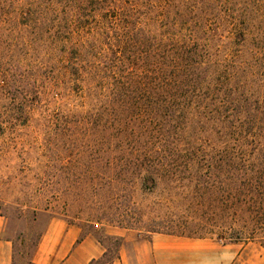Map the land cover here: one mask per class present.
Here are the masks:
<instances>
[{"label":"rangeland","instance_id":"374dc122","mask_svg":"<svg viewBox=\"0 0 264 264\" xmlns=\"http://www.w3.org/2000/svg\"><path fill=\"white\" fill-rule=\"evenodd\" d=\"M67 1L0 0V214L23 257L18 261L29 264L53 219L108 250L96 264H112L128 238L231 242L235 212H222L219 195L206 196L207 166H182L170 175L172 166L160 167L156 187L146 190L144 173L127 165L160 148L161 118L152 100L133 99L136 91L119 101L110 68L114 54L121 56L117 44H155L153 53L158 44L166 50L200 44L216 77L202 94L222 90L217 77L226 66L230 84L264 94L263 0ZM123 20L136 28L126 31ZM135 52L138 57L144 50L137 46ZM155 92L152 87L148 95ZM211 104L207 98L188 109V122L174 121L185 123L179 138L165 129L162 136H172L167 154L219 159L222 141L207 131L215 120ZM250 158L264 159L254 152ZM256 212L246 216L264 217ZM240 237L264 246V231L246 230Z\"/></svg>","mask_w":264,"mask_h":264},{"label":"trees","instance_id":"16d2710c","mask_svg":"<svg viewBox=\"0 0 264 264\" xmlns=\"http://www.w3.org/2000/svg\"><path fill=\"white\" fill-rule=\"evenodd\" d=\"M69 2L74 3L68 0L67 3ZM258 5H261L260 1L256 4V8L260 9ZM100 10L101 8H98L95 12ZM123 21L126 31L134 29L135 23ZM136 26L137 24L135 28ZM39 29L38 23L37 30ZM240 34L244 42L245 35L243 32ZM137 46L144 50L142 56H136ZM154 46L155 44H117L121 56L114 54V65L110 68V78L114 81L110 86L114 87L115 97L121 102L129 101L131 98L128 94L136 91L138 97L133 99L138 102L152 100L158 106L156 114L161 118L159 131L163 135L167 128L170 135H175L174 138H179L178 136L185 133L188 109L193 105L199 108L204 100L210 99V113L215 116V120L209 123L207 131L211 135L215 132L219 136L223 152L217 160L209 156L201 159L194 154L182 157L180 152L167 154L164 148L172 136L166 139L161 135L158 142L160 150L142 155L136 162L135 158L130 159L127 165L135 167L138 175L144 173L140 179L146 190L156 187V173H159L157 169L160 167L172 166V171L168 173L170 175L173 174L174 168H178V172L182 166L189 168L205 165L210 171L207 179H204L208 192L206 196L212 198L213 195H219L223 200L222 212H235L231 229L235 231L233 235L236 238L231 242L242 241L240 236L246 230H251L252 234L263 232L264 217L248 218L246 214L250 211H264V159L255 163L250 158L252 152L264 157V94L247 92L244 90L245 84H241L242 89L230 84L233 79L228 77L230 66H226L223 73L217 77L221 80L222 90L217 89V95L206 97V93L202 94L203 90L216 79L212 74L213 67L207 49L200 44H172L166 50L164 44H158L153 53L150 50ZM139 62L144 65L140 66ZM113 69H118L119 73ZM235 75L238 74L234 73L232 77L235 78ZM152 87L156 92L150 97L148 91L152 90ZM180 118L184 119V125L174 123ZM184 172L186 173L185 170ZM220 222L223 227L229 224L225 216Z\"/></svg>","mask_w":264,"mask_h":264},{"label":"crops","instance_id":"0c3cea01","mask_svg":"<svg viewBox=\"0 0 264 264\" xmlns=\"http://www.w3.org/2000/svg\"><path fill=\"white\" fill-rule=\"evenodd\" d=\"M107 252L94 237H82L76 226L53 219L29 264H96ZM18 257L9 221L0 214V264H21ZM112 264H264V246L172 235H155L150 241L128 238Z\"/></svg>","mask_w":264,"mask_h":264}]
</instances>
